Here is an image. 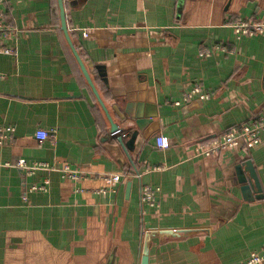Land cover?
Returning <instances> with one entry per match:
<instances>
[{
    "label": "crops",
    "instance_id": "obj_1",
    "mask_svg": "<svg viewBox=\"0 0 264 264\" xmlns=\"http://www.w3.org/2000/svg\"><path fill=\"white\" fill-rule=\"evenodd\" d=\"M64 7L93 87L57 0H7L4 8L16 31L0 38L15 51L0 53V128L13 129L0 144V264H142L146 236L147 264H239L263 251L264 135L254 148L211 157L195 155L194 144L264 117V34L237 38L230 26L264 24V0ZM144 28L163 33L151 56L133 46ZM82 29L108 33L111 47ZM214 45L226 51L199 56ZM194 85L209 98L183 103ZM112 123L127 136L110 135ZM37 130L54 138L40 141ZM158 135L168 148L157 147ZM19 160L54 168L30 173L14 166ZM65 165L81 178H64ZM117 173L119 183L104 182ZM145 185L159 188L158 207L141 203Z\"/></svg>",
    "mask_w": 264,
    "mask_h": 264
},
{
    "label": "built area",
    "instance_id": "obj_2",
    "mask_svg": "<svg viewBox=\"0 0 264 264\" xmlns=\"http://www.w3.org/2000/svg\"><path fill=\"white\" fill-rule=\"evenodd\" d=\"M7 0H0V38L1 36H6L9 32L16 31L14 27L7 24L5 21L4 16V8L6 7ZM237 36V38L241 37H253L258 34H264V24L260 23L255 19L249 20H238L230 25ZM81 35L83 38L86 39H94L95 41L101 42L105 47H111L110 42V35L105 32H100L95 29H82ZM163 38V33L161 32H153L150 28H144L139 30L136 33V39L133 43L135 48H143L144 53L146 56L152 55V48L154 47L155 43L161 41ZM214 51H226V49L222 45H214L208 50H204L199 52V56L201 57H208ZM14 50L11 48L3 45L0 41V53L4 54H14ZM120 71V70H119ZM194 98H198L199 100H205L209 98V94L204 91L201 85H194L192 89L185 93L183 97V103L189 102ZM174 105L179 106L181 105L180 101L174 103ZM13 131L11 127L7 128H0V144H2L7 138L8 135ZM54 133H50L49 131L45 130H37L35 133L36 139L43 141L46 139L54 138ZM110 135L116 136L120 135L121 137H126L127 133L122 131V129H115L110 132ZM264 135V117L258 116L250 123H243L236 127H233L221 135L209 139L202 142H197L194 144V153L197 156L203 157H211L214 155L219 154L223 150L234 149L241 145H243L246 149L254 148L258 145ZM156 145L158 148L166 149L169 147V141L166 137L158 135L156 137ZM6 166H11L10 163H6ZM15 167L25 169L30 173H34L36 170L45 169V170H52L54 166L46 162H33L31 164H27L24 161H17L14 164ZM159 168H153L156 170ZM150 169L147 168L145 171H149ZM62 176L64 178L70 180H78L81 178L82 173L79 170L72 169L69 165H65L60 169ZM122 174H111V175H104L103 180L104 182L109 185H115L121 181ZM137 177H140V174H136ZM34 189H42V187H34ZM102 191V190H100ZM99 191V192H100ZM159 188H153L151 186L145 185L141 188V195L140 201L141 203L151 206V207H158L157 204V193ZM264 261V250L261 252H253L247 257L245 260L241 261L239 264H260Z\"/></svg>",
    "mask_w": 264,
    "mask_h": 264
},
{
    "label": "water",
    "instance_id": "obj_3",
    "mask_svg": "<svg viewBox=\"0 0 264 264\" xmlns=\"http://www.w3.org/2000/svg\"><path fill=\"white\" fill-rule=\"evenodd\" d=\"M57 2H58L59 13H60L61 29H62L65 37H66V40H67L68 44L72 48V51H73V53H74V55H75V57H76L79 65H80V67L82 69V72H83L84 76L86 77L88 83L93 87L92 82H91V80L89 78V75H88V73H87V71H86V69H85V67H84V65H83V63H82L79 55L77 54V52H76V50H75V48H74V46H73V44L71 42V39L69 37V32H68V27H67V21H66V14H65V7H64V0H57ZM104 80L106 81V79H104ZM98 100H99L100 103H102L99 98H98ZM116 128H117L116 125H114L112 123V131L115 130ZM135 137H136V133H133L132 136H131V138H130V140H129V142L127 143V145H129V143H132L134 141ZM247 169H249V171L251 172V175L253 176V179H254V185L258 189V191L260 192L261 189L259 187V184L257 182V179H256L254 173L252 172L251 164L250 163H247ZM250 188H251V186L250 187L245 186L243 188V191L245 193V198H248L249 197V196L247 197L246 193H248V191H249ZM149 245H150V236H146V239H145V242H144V247H143V262H142V264H147V261H148L147 260V256H148V253H149Z\"/></svg>",
    "mask_w": 264,
    "mask_h": 264
}]
</instances>
